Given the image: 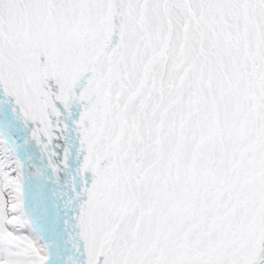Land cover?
Here are the masks:
<instances>
[{"label":"snow or ice","instance_id":"1","mask_svg":"<svg viewBox=\"0 0 264 264\" xmlns=\"http://www.w3.org/2000/svg\"><path fill=\"white\" fill-rule=\"evenodd\" d=\"M0 264H264V0H0Z\"/></svg>","mask_w":264,"mask_h":264}]
</instances>
